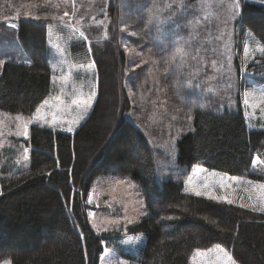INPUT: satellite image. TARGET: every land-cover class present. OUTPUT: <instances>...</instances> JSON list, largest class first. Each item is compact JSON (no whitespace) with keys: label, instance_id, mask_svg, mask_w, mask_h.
Here are the masks:
<instances>
[{"label":"trees","instance_id":"obj_1","mask_svg":"<svg viewBox=\"0 0 264 264\" xmlns=\"http://www.w3.org/2000/svg\"><path fill=\"white\" fill-rule=\"evenodd\" d=\"M67 1L83 23L104 24L98 38H89L98 75L96 101L74 135L31 126L23 140L30 148L29 166L13 174L2 171L0 263L99 264L104 237L89 223L87 199L98 175L118 172L140 186L148 212L127 230L147 237L140 264H212L223 258L216 245L237 264H264V211L259 210L264 190L258 187L264 184V173L253 164L264 155V6L239 0L234 22L236 109H196L192 130L177 142L178 162L187 166L191 178L158 184L154 150L142 129L126 117L133 105L123 29L139 11L132 5L126 15L129 0ZM58 4L64 8L61 0ZM58 4L0 0V12L13 14L21 8L30 15L18 21V38L30 61L4 64L1 111L32 114L50 95L53 71L46 24ZM71 52L84 56L86 43L72 45ZM220 181L231 188H221ZM206 182L215 185L217 195L227 191L234 203L197 197L190 190Z\"/></svg>","mask_w":264,"mask_h":264},{"label":"rangeland","instance_id":"obj_2","mask_svg":"<svg viewBox=\"0 0 264 264\" xmlns=\"http://www.w3.org/2000/svg\"><path fill=\"white\" fill-rule=\"evenodd\" d=\"M254 1L264 6L261 0ZM236 2L129 0L126 3L127 16L132 5L133 11H139L123 29L128 38L124 41L130 65L127 86L133 104L127 118L140 126L154 149L158 184L168 179L186 183L191 178L187 166L177 160V141L192 130L196 109L217 113L236 109L234 22L240 9L233 7ZM68 19V26L59 32L53 30L50 36L53 94L41 110L44 119L37 121L33 114L0 110V178L4 169L13 174L29 166V149L23 142L28 136L18 134L23 130L18 125L28 123V133L37 124L73 131L95 100L92 59L77 63V58L67 50L72 44L84 40L89 44V38H98L104 24L99 20L98 24L95 22L97 26L91 27L79 24L74 16ZM4 60L30 61L16 41L14 23L0 26V65ZM261 85L264 87V83ZM85 104L88 108L83 111ZM17 116L22 119L16 120ZM255 161V170L264 173V155ZM1 192L0 186V195ZM88 205L92 229L98 235L104 234L100 264H140L146 237L127 232L148 214L140 186L128 175L100 174L90 186Z\"/></svg>","mask_w":264,"mask_h":264},{"label":"snow or ice","instance_id":"obj_3","mask_svg":"<svg viewBox=\"0 0 264 264\" xmlns=\"http://www.w3.org/2000/svg\"><path fill=\"white\" fill-rule=\"evenodd\" d=\"M262 3H264V0H261ZM233 7L235 8H238L239 7V2L237 0V2L233 5ZM65 16L68 15L67 12L64 13ZM63 19V18H61ZM14 26V25H13ZM245 103H247V101H245ZM45 105H48V101L45 100L43 102V104H41L40 106L36 107L35 108V112L33 113V116L34 118L39 121V120H42L44 119V116L42 114V109L45 107ZM88 108V105L85 104V107H84V110L83 111H86ZM22 118L20 116H17L16 117V120H21ZM53 122H55V116L53 117ZM19 128H22V132H19L18 134L20 135H23L25 137L28 136V123H24L22 125H18ZM67 131L71 132L72 129L71 128H68ZM25 152H27V148L24 149ZM256 161L254 160L253 161V164H255ZM249 184H252L253 182L252 181H248ZM214 184H209V183H204L202 185H199V186H193L190 190L194 193L195 196L197 197H200V196H205L207 197L209 200H221V201H226L228 204H233L234 203V200L232 198H230V196L228 195L227 191L225 192L224 195H217L215 193V191L213 190L214 189ZM220 187L221 188H224L225 190L231 188V185L228 184V183H225L223 181H220ZM259 189L261 190H264V184H259L258 185ZM261 201H262V204H261V207H260V211H264V192H262V195L260 197ZM241 207H248V205H241ZM257 209L256 208H253V211H256ZM216 248L219 249L221 252H223V258H218L216 260H214L212 262V264H237L236 260L233 258V256L224 251L223 249L220 248L219 245H216ZM209 251H212V249H209ZM4 264H11L10 261H4Z\"/></svg>","mask_w":264,"mask_h":264}]
</instances>
